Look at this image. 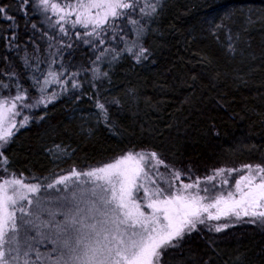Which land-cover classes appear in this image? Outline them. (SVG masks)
Wrapping results in <instances>:
<instances>
[{
  "label": "snow or ice",
  "instance_id": "snow-or-ice-1",
  "mask_svg": "<svg viewBox=\"0 0 264 264\" xmlns=\"http://www.w3.org/2000/svg\"><path fill=\"white\" fill-rule=\"evenodd\" d=\"M166 6L167 0H0V18L7 21L0 24L6 49L0 52V264H264V245L255 261L247 249L226 260L221 250L249 229L264 237V144L241 140L240 147L259 151L258 162L206 166L203 174L194 160L176 163L152 145L134 143L107 162L73 165L35 182L12 167L8 150L15 133L33 119L45 120L48 105L65 93L74 101L90 96L96 123L123 134L110 112L123 99L109 100L104 92L125 57L142 64L152 56L145 39L159 31ZM234 15L225 8L209 21L214 35L227 30L232 56L256 23L249 14L233 33L227 21ZM73 36L92 47L87 65L73 63ZM39 41L46 42L47 55ZM260 56L264 65V51ZM200 62L211 60L202 55ZM127 94L135 99L136 89ZM211 131L221 135L215 121ZM87 132L94 135L91 126ZM48 151L60 159L75 149L53 143Z\"/></svg>",
  "mask_w": 264,
  "mask_h": 264
},
{
  "label": "trees",
  "instance_id": "trees-1",
  "mask_svg": "<svg viewBox=\"0 0 264 264\" xmlns=\"http://www.w3.org/2000/svg\"><path fill=\"white\" fill-rule=\"evenodd\" d=\"M225 8L235 12L233 21H227L234 32L245 26V9L257 13L253 18L264 17V0H167L158 19L159 31L145 39L153 49L152 56L142 64L125 57L115 69L113 86L104 92L109 100L116 95L123 99L122 106L110 108L123 134L117 136L103 123H96L91 114L97 109L90 96L74 101L65 93L48 106L45 120L33 119L15 133L8 150L13 169L35 182L38 177L62 174L73 165L86 169L107 162L130 143L152 145L176 163L194 160L209 167L258 162L259 151L239 145L241 140L264 144V65L258 59L250 63V48L244 49L242 56L228 54L226 29L216 34L219 39L211 32L209 21ZM20 22L23 25V16ZM0 24L7 21L0 18ZM257 38L261 37L253 38L252 45ZM72 39L77 45L73 63L87 65L92 47L81 43L79 37ZM39 43L42 54L47 55L46 42ZM0 52H6L3 40ZM202 55L211 63H201ZM13 56L21 65L19 57ZM216 73H220L218 78ZM24 82L31 84L30 79ZM85 84L91 92L87 81ZM130 88L136 89L135 99L127 94ZM212 121L221 130L219 137L211 131ZM90 126L94 130L91 136L87 132ZM53 143L70 144L75 152L56 159L48 151ZM261 245L264 237L251 232L239 242L222 244V259L247 249L248 256L258 260Z\"/></svg>",
  "mask_w": 264,
  "mask_h": 264
},
{
  "label": "rangeland",
  "instance_id": "rangeland-1",
  "mask_svg": "<svg viewBox=\"0 0 264 264\" xmlns=\"http://www.w3.org/2000/svg\"><path fill=\"white\" fill-rule=\"evenodd\" d=\"M249 14H251V15H254V14H256L257 15V13L256 12H254V11H252L251 9H245V11H243V21L245 22V19H246V17H247V15H249ZM258 18V16H256V18H253V19H256V23L254 24V25H251L250 27H249V31L247 32V33H245L244 34V38L242 37V38H240L238 41H237V49H238V51H237V55L238 56H242V53H241V51L240 50H244V49H246V48H250L249 50H251L252 49V52L251 51H249V53H254L255 54V56H256V60L258 59V60H261L262 58H261V56H260V53L262 52V51H264V27H263V23H264V21L262 20V19H257ZM242 25L244 26V23L242 22ZM240 28H242V27H240ZM241 29H239L238 28V30L237 31H240ZM233 33H235L234 31H233ZM226 36H227V38H228V33H226ZM251 37V39L249 40V38L248 37ZM255 37H261L260 39H256L255 40V44L254 45H252V42H253V38H255ZM242 41V42H241ZM251 45V47H248V45ZM239 46V47H238ZM240 49V50H239ZM256 52V53H255ZM249 60H250V63L252 62V61H254V59L252 58V56H250L249 57ZM252 71H253V69H252ZM55 102V101H54ZM50 105V104H49ZM48 105V106H49ZM20 117H18V119H19ZM30 123V122H29ZM29 123L28 124H26V125H23V126H21L20 128H19V130L21 129V128H25V127H27L28 125H29ZM168 159V158H167ZM239 164L240 163H228V165H230V166H239ZM219 165H221V164H217L216 166H219ZM200 167V172H201V174H203L204 173V171H205V167L206 166H199ZM210 167L211 166H209L208 168L210 169ZM234 176L236 175V174H233ZM252 231L249 229V231H248V234H250ZM247 234V235H248ZM246 235V236H247ZM246 236H244V237H242L241 239H244ZM240 239V240H241ZM230 241H233V240H230Z\"/></svg>",
  "mask_w": 264,
  "mask_h": 264
}]
</instances>
